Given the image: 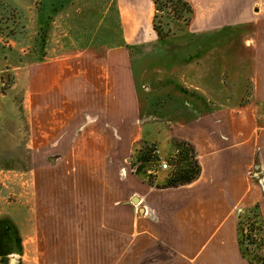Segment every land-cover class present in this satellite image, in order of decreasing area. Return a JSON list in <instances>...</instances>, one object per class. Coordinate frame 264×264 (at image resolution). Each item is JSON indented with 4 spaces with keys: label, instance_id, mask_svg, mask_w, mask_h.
<instances>
[{
    "label": "rangeland",
    "instance_id": "374dc122",
    "mask_svg": "<svg viewBox=\"0 0 264 264\" xmlns=\"http://www.w3.org/2000/svg\"><path fill=\"white\" fill-rule=\"evenodd\" d=\"M153 1L0 0V264H11L12 259L15 260L13 264H58L62 257L53 256L54 250L48 251L45 247L42 235L46 233V226L42 228L40 222L49 220L51 225H48L47 232L53 238L56 218L70 216L71 205L67 202L86 199L94 200L96 211L110 201L112 228L115 231L122 229V239L111 234L110 254L103 262L136 264L138 260L133 242L127 240V233L133 232L134 228L132 226L128 230L125 221L128 212L112 208L114 202L122 200L123 196L130 202L133 195L122 190V153L126 151L124 149L123 152L125 146H117L115 150L110 146L108 150L109 146H105L103 141H106L108 131L95 124V121L102 120L101 112L97 110L106 99L103 92L112 94L116 89L113 84H116V78H113L112 68L92 64L87 56H106L110 49L121 43L129 46L122 49V57L131 59V65L127 67L132 66L135 79L132 74V77L126 74L124 79L122 71V95L128 96L131 89L137 91L139 85L140 101L156 105L153 110L142 113V119L158 118L164 125L159 129L161 140L169 138L170 146L174 134L177 133L178 138L182 134L181 129L177 130L181 121L198 116L197 113L186 112L193 110L191 105L203 104L210 109H218L220 105L222 109L256 105L251 95L254 72L258 67L257 52L262 49L261 42L264 41L261 34L264 29V0H186L191 4L194 16L189 30L186 29L189 33L182 37L178 34L183 29V20H174L172 12L166 11L158 13L159 18L155 19ZM119 2H122V17ZM204 19L210 27L216 25L226 29L206 34L190 31L194 20L198 28L199 21ZM154 23L164 35L171 33L170 37L160 41ZM75 56L85 58L79 64V75L73 76L72 82L68 83L69 90L70 83L73 86V97L55 93L40 97L28 94L30 88H38L36 81L34 85L28 84L30 64L42 63L49 68L58 59H66L69 67L73 62L70 58ZM144 59L148 60L147 64L136 65ZM137 68L139 73L135 71ZM98 72L101 77H98ZM34 76L44 75L37 73ZM71 99L79 105L80 111L73 112L71 120L62 121L70 115L69 112L66 116V112L55 113L53 110L60 109L66 101L65 104L71 105ZM127 105H131V101ZM86 106L96 111L88 112L84 110ZM247 110L233 112L232 119L243 120V126L248 127L244 118L251 114L246 113ZM231 115L228 114L229 121ZM68 120L73 123V132L84 121L93 127L85 130L84 140L77 145L73 156L55 161L56 139L62 131H66L67 138L71 136V130H65ZM206 127L208 133L204 136L207 135L212 147L216 148L215 138L220 139L222 129L216 131ZM31 128L39 138H33ZM82 134L79 133L80 136ZM64 142L67 143L66 139ZM65 143L62 145L64 148H71ZM73 144L76 146L74 139ZM148 146L145 148L152 153V147ZM157 146L164 160H173L166 156L169 144L162 142ZM177 148L181 152L182 147ZM78 167L89 177H70ZM254 173L257 171L251 168L245 175L255 186L254 198L260 200L264 208L262 191ZM165 174L171 176L173 171ZM87 180L94 185L88 198L81 190ZM146 204L132 205V224L140 216L136 208ZM238 209L241 207L232 203L231 217L238 215ZM149 212L146 217L151 221L155 209L149 208ZM255 214L254 211L241 214L240 246L250 262L262 264L264 249L262 252L259 249L262 240L259 219ZM34 236L33 241H28ZM246 242H253L252 251L247 250ZM222 247L232 248L226 242ZM98 253L96 249L90 250L92 255L88 264H97L101 258L97 257ZM174 259L177 264L178 258ZM206 264L216 263L208 260Z\"/></svg>",
    "mask_w": 264,
    "mask_h": 264
},
{
    "label": "crops",
    "instance_id": "0c3cea01",
    "mask_svg": "<svg viewBox=\"0 0 264 264\" xmlns=\"http://www.w3.org/2000/svg\"><path fill=\"white\" fill-rule=\"evenodd\" d=\"M118 4L122 17V2ZM195 20L190 26V31L194 34H206L212 30L224 28L216 25L210 27L206 24L205 19L199 21L200 25L197 28V21L195 22ZM261 34L264 36L263 28ZM261 44L262 49L257 48L256 65L258 67L254 72L251 95L256 105L240 108L239 106H232L228 109H222V105L218 109L217 107L210 109L203 104L191 105L193 110L188 109L186 112H194L198 116L196 115L197 117L192 120L181 121L182 124L177 130L181 129L179 132L182 134L179 138L177 133L174 134L171 140L172 146H170L169 138L161 140L159 129L164 128V125L160 123L158 118L151 120L152 116H150L149 119H142V113L149 109L153 110L156 105L140 101L139 85L137 84V91L131 89L128 96L124 93L122 95V71L124 79L126 74L135 79L132 66L127 67L131 65V59L126 56L122 57V49L127 44L121 43L119 46H115L103 57H95L94 55L86 57L92 64L98 63L106 66L107 69L112 68L114 71L113 78H116V84L113 83L116 85V89L114 87L115 90L112 94H109L108 91L103 92L106 99L102 102L101 109L97 110L98 113L101 112L102 120L95 121V124L102 126L103 130L107 129V139L103 141L105 146H109L108 150H110V146L114 150L117 146H125L123 152L126 151L122 153V190L124 193L130 192L133 195L130 202L126 201L123 196L122 200L114 202L112 208L116 207L128 212V217L125 220L128 230L132 229V226L134 228L133 232L127 233L129 235L127 240L134 244L135 257L138 259L136 264H160V262L175 264V257L178 258L177 264H206L208 260L214 261L216 264L251 263L240 246L239 221L242 219L241 214L246 211L249 213L258 206L264 229V208H262L260 200L254 198L255 186L252 181L246 178L249 169L253 168L257 171L253 176L257 184L260 185L258 188L262 191L264 199V185L262 184L264 179V41ZM84 58L80 56L70 58L73 62L69 67L66 59H58L54 62L53 67L49 68H45L42 63L30 64L28 84L31 86L36 81L38 88L29 87L28 94L40 97L55 93L62 97H73V86L70 83L69 90L68 83L70 80L72 82L73 76L79 75L78 67ZM147 62L148 60L144 59L137 62L136 65H145ZM135 71L139 73L138 68ZM37 73L44 76L36 78L34 75ZM98 73L99 76H97L101 77L100 72ZM127 100L131 101V105H127ZM66 102L62 103L60 109L53 110L55 113L66 112V116L69 112L70 115L67 118H62V121L71 120L73 112L78 113L80 111V107L74 103V99H71V105L65 104ZM86 107L84 110L88 112L96 111L95 109L91 110L89 106ZM244 109H249L246 113L251 114L244 118L248 127L243 126V120L241 122L236 120L237 118L233 120L231 115L235 111L242 112ZM177 113L175 112V114ZM224 113H226L225 116ZM228 114L231 115L230 121ZM66 122L68 125L65 126V130L70 129L71 136L67 138L66 131H62V134L56 139L55 161L63 160L68 155L73 156L75 149H78L77 145L84 140L85 130L93 127L84 121L73 132L72 121ZM206 126L216 131L222 129L223 135L220 139L215 138L216 148L212 147L208 136H204L205 133H208ZM111 130L113 131L110 132ZM246 130L247 132H245ZM80 132H83L81 136L79 135ZM89 133L90 131L87 134ZM31 134L33 138H39L35 137L33 131ZM224 134L229 137H225ZM64 139L67 143L64 142ZM73 139L76 146L75 143L73 144ZM162 142L169 144L170 147L166 156L169 159L174 158L175 164L180 157V154L178 156L180 151L177 148L178 144L183 142L192 148L189 155L193 153L194 157L190 160L197 162L200 167V174L195 181L189 185L165 187L166 181L172 175L165 174L167 171L160 170L159 162L154 164L148 162L145 168H142L144 165L140 161V157L147 152L145 147L159 145ZM64 143L69 144L71 148L68 150L64 148L62 146ZM140 143H143V146L139 147ZM28 149H32V147L28 146ZM238 151H244V153ZM110 162L111 160H109ZM187 162L188 160L182 161L178 166L176 165L175 169ZM71 173L70 177H89L87 172H80L79 167L76 168L75 174ZM86 183L81 190L86 192L88 198L94 185H91L89 180ZM78 188L80 189V187ZM135 199L139 201L137 203L139 206L144 202L147 204L144 207L136 208L140 216L132 224L130 220L132 216L130 215L134 212L132 205H135ZM67 203L71 205L69 208L70 216L61 215L56 218L53 222V238L50 237V232H47L48 225H51L49 220H41L42 225L39 223L42 228L44 225L46 226L44 227L46 233L42 235L45 247L48 251L54 250L53 256L62 257L58 260V264H88V258L93 254L90 255L92 249H96L99 252L97 257H101L97 264H105L103 260L110 254L111 234H117L122 239V229L115 231L112 228L110 201L103 203L97 211L94 200L86 199L81 202L72 200ZM232 203L241 207L240 210L238 209V215L234 218L231 217L230 213ZM149 208L155 209V215H152L151 221L146 217L150 214ZM34 238L35 236L29 237L28 241H33ZM224 242L229 243L232 248H223ZM105 251L106 254H104ZM172 257H174L173 260H171ZM160 258H166V260H160ZM210 258H214V260H210Z\"/></svg>",
    "mask_w": 264,
    "mask_h": 264
},
{
    "label": "trees",
    "instance_id": "16d2710c",
    "mask_svg": "<svg viewBox=\"0 0 264 264\" xmlns=\"http://www.w3.org/2000/svg\"><path fill=\"white\" fill-rule=\"evenodd\" d=\"M153 2L155 6V11H156V16L154 18L155 19L159 18L158 13L160 12L162 14L165 13V11L168 13L172 12L173 17L175 18L174 20H178V21L183 20L184 22V25H182L183 29L179 32L178 36L179 37H182L183 35L187 36L188 31H186V29H188L189 25L191 24L192 18L194 16V11H193L191 4L186 0H154ZM153 27L160 41H163L165 38L170 37L171 33H166V35H164L163 31L156 28L155 23L153 24ZM126 47H129V46H126ZM151 146L153 145H149L148 147H151ZM178 147H182V149H181V152L179 151L180 157L179 159H177L176 165L178 166L182 161H185V160H188V162L184 164L183 166L176 168L173 171L171 178L166 181L165 187H179V186L189 185L193 181H195L198 175L200 174V167L197 164V162H195L194 160H190V158L193 159L194 157L193 153L189 155V151L191 152L192 148L189 146H186V144L183 142L178 144ZM147 149L149 150V148ZM140 161L144 165L142 166V168H145L148 162L154 164L158 162V159L153 157L151 151L149 150V152H145L144 154H142V157H140ZM252 211L256 213L255 215H257L259 219L258 224H259V231L261 232V240H262L261 245H259V249L262 252L264 249L263 223H262L260 213L258 212V206H256L254 210ZM251 245H253V242L247 243L246 248L248 251H252L250 248ZM261 263L264 264V256L263 258H261ZM250 264H253V263L251 262Z\"/></svg>",
    "mask_w": 264,
    "mask_h": 264
},
{
    "label": "built area",
    "instance_id": "2783aa9c",
    "mask_svg": "<svg viewBox=\"0 0 264 264\" xmlns=\"http://www.w3.org/2000/svg\"><path fill=\"white\" fill-rule=\"evenodd\" d=\"M151 147H152L153 157L157 158L158 162H160L159 163V169L163 170V171H174L175 167H176L174 158H173V160H169V161L164 160L161 156V152L159 150V147L157 145H153ZM170 161H172L173 164H171Z\"/></svg>",
    "mask_w": 264,
    "mask_h": 264
},
{
    "label": "water",
    "instance_id": "95a60500",
    "mask_svg": "<svg viewBox=\"0 0 264 264\" xmlns=\"http://www.w3.org/2000/svg\"><path fill=\"white\" fill-rule=\"evenodd\" d=\"M262 184L264 185V179H263V183H262ZM263 188H264V186H263ZM263 190H264V189H263ZM134 203L137 204V203H139V201H138L137 199H135V200H134ZM250 247H251V246H250ZM13 261L15 262V260L12 259V260H11V264H13Z\"/></svg>",
    "mask_w": 264,
    "mask_h": 264
},
{
    "label": "bare ground",
    "instance_id": "6f19581e",
    "mask_svg": "<svg viewBox=\"0 0 264 264\" xmlns=\"http://www.w3.org/2000/svg\"><path fill=\"white\" fill-rule=\"evenodd\" d=\"M13 263H14V261H13Z\"/></svg>",
    "mask_w": 264,
    "mask_h": 264
}]
</instances>
